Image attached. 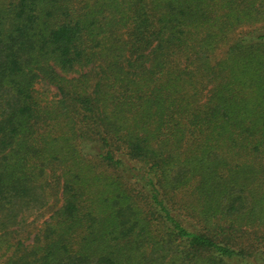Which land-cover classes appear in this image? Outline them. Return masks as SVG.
<instances>
[{"label":"trees","instance_id":"16d2710c","mask_svg":"<svg viewBox=\"0 0 264 264\" xmlns=\"http://www.w3.org/2000/svg\"><path fill=\"white\" fill-rule=\"evenodd\" d=\"M0 264H264V0H0Z\"/></svg>","mask_w":264,"mask_h":264},{"label":"rangeland","instance_id":"374dc122","mask_svg":"<svg viewBox=\"0 0 264 264\" xmlns=\"http://www.w3.org/2000/svg\"><path fill=\"white\" fill-rule=\"evenodd\" d=\"M37 90L39 91L41 98L47 101L56 99L58 95L56 88L47 84L38 85Z\"/></svg>","mask_w":264,"mask_h":264}]
</instances>
